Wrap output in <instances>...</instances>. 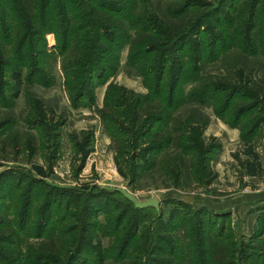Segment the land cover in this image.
<instances>
[{"label": "rangeland", "instance_id": "1", "mask_svg": "<svg viewBox=\"0 0 264 264\" xmlns=\"http://www.w3.org/2000/svg\"><path fill=\"white\" fill-rule=\"evenodd\" d=\"M54 1L51 0L49 8L51 25L58 23V18L53 17L52 14L60 11L58 6L62 5L55 4ZM128 1H133L137 5V11L126 20L127 30L133 36L142 31L147 22L153 26L163 19L164 22L177 21L176 14L184 7H188V14H194L189 18L196 19L197 16L206 18V14L211 15L210 19L204 20L198 36H191L184 49L174 51L173 48L172 59H181L189 71L187 76H183L182 83L177 88L178 92L183 95L190 92L194 89L197 78L208 76L226 79L223 82L228 84L244 83L238 77L242 70L246 79L249 77L264 86V0ZM2 2L5 6L11 5V0H2ZM79 9L81 8L78 7V10L70 8L71 16H75ZM253 11H255L254 15L251 14ZM219 17L221 21H218ZM11 22L13 23V20ZM51 25L43 30L44 53L37 62L38 68L43 70L42 82L45 81L47 85L41 84V78L30 79V64L24 67L22 79L24 84L19 95L15 96L17 84L11 75L13 69L11 66L5 68L7 75L3 81L7 86L4 89L5 98L0 101V124L2 123L0 125V215L13 219L14 212L17 211V199L20 205L18 213L22 211L25 203H28L30 219L27 228L34 229L37 234L36 231L41 223V212L46 205H50L54 216L46 228L50 229L54 228L58 220L65 215L66 205L70 203L71 216L81 214L77 211L82 212V210L89 214L86 230L88 232L83 234L86 239L94 235L93 243L100 241L102 247L108 250L115 245L116 238L114 235L98 232L99 228L113 218L116 219L124 207L111 202L106 190L126 188L141 200L152 197L159 200V209L148 208L138 214L142 217L140 231L131 241L124 257H120L117 250L107 253L96 251L94 254L87 248L80 256L73 252L71 254L62 252L61 256L58 255L61 264H102V262L142 264L150 255L161 257L173 243L178 242V245H183L185 222L195 220L192 222L195 223L200 219L206 220V226L214 229V233L225 224L228 233L240 237L242 246L251 244L249 239L253 232L260 231L262 226L264 228V202L246 210L243 205L238 209L236 206L229 209L222 203H232L242 191L251 190L250 183H236L238 181L233 182V179L240 170L244 169L247 156L262 143L264 124L257 135L249 141L242 139L241 125L232 127L227 121H223L214 113L213 105L193 103L174 109L173 116L181 117L186 121L187 117L193 115L191 120L193 126L199 125L202 128L205 126L203 136L205 144L212 142L222 144L219 151H214L213 160L210 162V169L217 178L212 183H207L203 175L199 177L195 175L194 170H200L201 166L198 160L191 161V154L172 146L162 150L156 148L148 153L155 146L149 147L144 144L146 139L143 136L139 138L135 123L127 119L126 122L121 121L118 125L113 123L111 125L101 117L99 109L103 107L102 101L104 102L109 84L122 86L140 94L150 92L144 77L139 75L141 71L134 65H127L130 53L128 45L121 50L115 48V58L113 56L114 60L109 64L103 83L94 86V103L90 106H73L72 93L65 85L67 82L63 65L66 54L62 51L63 30L61 26L58 30ZM208 27L209 30H206ZM88 30L82 32L83 38L89 36ZM15 31L17 32L15 28L10 27L4 32V27L0 26V39H3L1 45L9 50L10 59L15 57L13 52L21 39V34H16ZM4 34L9 35L10 39L5 40ZM234 34L240 37L231 40L230 35ZM214 35H218L217 39L220 40L215 46L214 42L217 39L212 43L216 38ZM72 39L70 37V40ZM119 40L123 44L126 42V38ZM197 41L206 48L202 51L205 52L203 60L200 61L198 56L202 53L199 54L194 48ZM257 41L261 45L256 44ZM210 48L214 51L211 52ZM260 50L263 52H258ZM210 52L212 54H209ZM158 56L159 54H155L152 57ZM169 61L167 76L163 81L164 97L169 94L172 75V65ZM2 63L0 62V67L4 64ZM198 64H200L199 72L194 70ZM153 84L152 81L150 85ZM178 92L176 91L177 94ZM238 99L242 98L239 96ZM37 104L42 107L40 110L42 117L38 120L40 127L32 124L38 119L35 109ZM130 110L129 107L128 116ZM165 111L168 116L170 110L166 108ZM257 116V112L254 111L247 115L242 123L248 119H256ZM3 123L7 125L3 127ZM160 126L165 130L162 123L157 124L158 128ZM117 143L120 148L115 150ZM195 158L199 159L197 152ZM29 186L34 187L36 199L30 203L26 194ZM67 192L73 196L69 200ZM43 194L45 195L42 196ZM126 209H131V205ZM196 211H201L202 214H196ZM171 213L175 214L174 218ZM161 215L162 220H160ZM135 217L137 216L134 212H129V216L122 221V227L124 225L131 227L133 220L137 219H134ZM68 223H77L78 229L75 235L82 233L80 220L69 217L66 224ZM96 224L99 228H96ZM91 225H95L96 234L92 232ZM21 226L23 223L20 221L16 227ZM127 231L126 229L124 233ZM146 234L150 237L148 244L153 243L147 246L149 252L147 255L138 251L143 249L142 244L145 243L143 235ZM261 240H264V234ZM37 241L35 237L32 239L34 244ZM138 253L140 255L135 259ZM73 254L75 257L72 262L68 261ZM131 260L135 263H131Z\"/></svg>", "mask_w": 264, "mask_h": 264}, {"label": "trees", "instance_id": "2", "mask_svg": "<svg viewBox=\"0 0 264 264\" xmlns=\"http://www.w3.org/2000/svg\"><path fill=\"white\" fill-rule=\"evenodd\" d=\"M54 2L55 4H62L60 5L62 7L58 6L60 11L54 14L51 13L53 17L58 18V23L51 25L52 22L50 23L49 18L51 0H11V5L9 6L3 5L2 0H0V11L2 13H0V26L4 27V32H7L12 27L17 30V32L15 31L16 34H21V39L13 52L15 56L13 59H10V52L5 46L1 45V40L3 39H0V62L4 63L0 67V101L5 98L4 89H6L7 84H5L6 82L3 81V78L7 75L6 67L9 68L11 66L13 69L11 75L17 84L15 96L19 95V91H21V87L24 84L22 80L24 67L31 64L30 79L34 77L41 78L42 82L43 70L38 68L37 62L40 55L44 53L43 30L51 25V27H57L58 30H60L61 26L63 30L62 51L66 54L63 65L67 82L65 85L68 91L72 93L71 101L73 106H90L94 103V86L97 83H103L102 81L105 79L104 76L109 69V64L115 58V48L121 50L128 45L130 53L127 65H134L141 71L139 75L144 77L150 92L148 94H140L122 86L109 84L105 93L103 107L99 109L101 117L106 123L109 122L111 125H118L119 122H126L127 119L135 123L139 138L143 136L146 139L144 144L149 147L155 146L148 153L156 148L162 150L172 146L175 149L181 148L184 153L191 154V161L198 160L201 166L200 170H194L195 175L197 177L203 175L207 183H212L217 178V175L215 176L210 169V162L213 160L214 151H219L222 148V144L219 142L205 144L203 138L205 126L204 128L199 125L193 126L191 124L193 115L187 117L185 121L181 117L173 116L172 112L184 104L213 105L214 113L223 121H227L232 127L241 125V137L243 140L247 139L249 141L257 135V132L264 124V86L254 82L249 77L246 79V76L243 75V70L238 74V77L244 83L228 84L223 82L226 79L208 76L207 78H197L195 87L190 92L184 95L178 92L177 88L182 83L183 76H187L189 71L181 59H172L173 48L174 51L184 49L188 45L191 36H198L204 20L210 19L211 15L206 14V18L203 16H197L196 19L195 17L189 18V16L194 14H188V7H184L176 14L178 16L177 21L164 22L165 19H163V21L159 20L157 25L153 26L147 22L141 29L142 31L133 36L126 26V20L137 11V5L133 1L55 0ZM78 7L81 9L75 16H71L70 8L78 10ZM251 14L254 15L255 11L251 12ZM57 15L61 17H57ZM11 20H13V23ZM227 20L230 22L229 19ZM218 21H221L220 17ZM85 29L90 30H88L89 36L83 38L82 32ZM206 30H209V27ZM214 36L216 38L212 40V43L218 38V35ZM230 36L231 40H237L240 37L237 34ZM70 37L73 39L70 40ZM7 38L10 39L9 35L4 34V39L6 40ZM125 38L126 42L123 44L119 39ZM218 42L220 43V40L217 39L214 42V46ZM256 44L260 43L257 41ZM194 48L199 54L206 49L199 41L196 42ZM210 51L212 52L214 49L210 48ZM204 52L201 56H198L199 61L203 60ZM211 52L209 54H212ZM258 52L263 51L260 50ZM155 54H159V56L152 57ZM168 61L172 65V75L169 94L164 97L163 81L165 76H167ZM194 70L199 72L200 64H198V67L195 66ZM152 81L154 84L150 85ZM41 84L47 85L45 81ZM239 96L242 99L239 100ZM129 107L131 110L128 116ZM166 108L170 110L168 116H166ZM35 109L37 110L36 116L38 119L32 124L40 127L38 120H40L39 117H42L40 112L42 107L37 104ZM254 111L258 114L255 117L256 119H248L242 123L244 118ZM161 123L165 130L161 129V126L157 127V124ZM3 124V127L7 125V123ZM121 132L123 131L121 130ZM114 138L117 137L114 136ZM197 141L199 142L198 144ZM118 148L120 146L117 143V145L115 144V150H118ZM195 152H197L199 159L195 158ZM145 156L142 160H144ZM105 192L106 195L110 196L111 202L124 207L116 219L113 218L112 221H109L102 228H99L98 224H96V228H99L98 232L115 236V245H113L112 249H104L100 241L93 243L94 239L92 238L94 235H91L90 239H86L83 234L88 232L86 230L88 228L87 220L89 214L82 210V212L77 211L81 214L71 216L69 211L71 209L70 203L66 205L67 210H65V215L68 217L64 215L58 220L57 225L50 229L46 228H48V222L54 216H52L50 205H46L41 212L40 228L35 234L34 229L27 228L30 219L29 204L25 203L22 211L18 213L20 205L17 199V211L14 212L15 216L13 219L0 215V264H61V259L58 255L61 256L62 252H69L70 254L73 252L80 256L87 248L94 254H96V251L98 253H107L117 250L120 257H124L123 255L129 249L131 241L137 237L140 231V219L142 217H139L138 214L144 212L145 209L156 208H137L121 192L116 190H106ZM26 194L29 196V203L33 200L36 201L33 186L28 187ZM66 195L68 200L73 197L69 192ZM128 205H131V209H126ZM129 212H134V215L137 216L134 219H137L133 220L131 227H126V225L122 227V221L129 216ZM196 214H202V212L196 211ZM171 215L174 218L175 214L171 213ZM69 217L81 221L82 233L78 236L75 235L78 229L77 223L66 224ZM162 218L161 215L160 220ZM20 221L23 226L17 228L16 226ZM194 221L191 220V223L185 222L184 224L183 245H178V242L173 243L172 247L166 250L161 257L150 255L148 258L146 257L145 262L141 261V263L264 264V240H261L264 234L263 226L260 231L256 230L250 236L249 242L251 244L242 246L240 237L237 238L236 235L228 233L225 224L214 233V229L206 226V220L200 219L192 223ZM90 227H92V232L96 234L95 225ZM126 229L128 231L124 233ZM34 237L38 239L35 244L32 242ZM143 237V242H145L142 244L143 249L138 251L147 255L149 254L147 246L153 243L148 244L150 239L148 234L143 235ZM161 249L162 247L159 248V250ZM139 255L138 253L135 259ZM74 257L75 255L73 254L68 261L72 262ZM132 261L131 263H135ZM104 263L102 262V264Z\"/></svg>", "mask_w": 264, "mask_h": 264}, {"label": "crops", "instance_id": "3", "mask_svg": "<svg viewBox=\"0 0 264 264\" xmlns=\"http://www.w3.org/2000/svg\"><path fill=\"white\" fill-rule=\"evenodd\" d=\"M104 92L105 87L103 97ZM244 163V169L239 172L237 171L238 173L233 179V182L238 181L236 183H250L251 190L248 192L242 191L240 193L241 195L233 199L232 203L225 204L220 201L223 206L229 207V209L232 208V206H236L238 209L243 205L242 207L246 210L264 202V138L259 147L247 156Z\"/></svg>", "mask_w": 264, "mask_h": 264}, {"label": "water", "instance_id": "4", "mask_svg": "<svg viewBox=\"0 0 264 264\" xmlns=\"http://www.w3.org/2000/svg\"><path fill=\"white\" fill-rule=\"evenodd\" d=\"M114 190L121 192L126 198L133 202L137 208L154 207L156 209H159L160 207V202L156 197L141 200L126 188H116Z\"/></svg>", "mask_w": 264, "mask_h": 264}]
</instances>
